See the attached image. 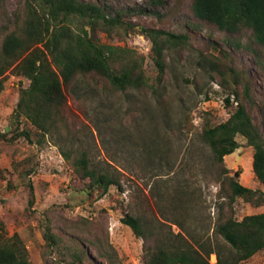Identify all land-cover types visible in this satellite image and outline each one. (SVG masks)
Returning <instances> with one entry per match:
<instances>
[{"label":"rangeland","instance_id":"rangeland-1","mask_svg":"<svg viewBox=\"0 0 264 264\" xmlns=\"http://www.w3.org/2000/svg\"><path fill=\"white\" fill-rule=\"evenodd\" d=\"M95 1L112 15L124 12V21L136 28L135 33L119 29L97 36L103 43L138 52L148 68L154 67L153 44L139 28L186 34L189 39L164 44L167 68L156 94L109 90L102 99L80 102L72 90H66L69 110L85 125L84 145L91 160L126 174L124 191L112 188L103 198L79 191L81 177L51 138L42 145L12 140V116L21 87L30 82L6 74L0 93V132L7 136L0 138V222L9 236L20 235L32 264H70L82 249L87 253L85 264H110L100 251L109 253L114 264H142L144 241L122 219L137 207L143 213H158L160 194L168 192L173 197L180 187L192 194L186 207L190 225L214 224L228 212L214 179L211 151L201 136L203 122L219 124L229 116L223 106L228 91L221 93L211 56L224 57L225 64L246 73L254 101L246 104L264 135V46L254 41L250 30L230 34L199 21L193 15V0H164L163 6L151 0ZM19 8L18 0H0V29L14 23ZM237 141L240 148L225 158L226 167L241 171L239 181L244 186L261 190L253 173L254 150L243 137ZM168 201L162 206H170ZM167 211L170 214L171 208ZM234 211L242 220L264 213V205L256 207L238 199ZM173 230L179 231L177 226ZM46 233L55 236L57 245L47 242ZM216 262L213 255L211 263ZM242 264H264V250Z\"/></svg>","mask_w":264,"mask_h":264},{"label":"trees","instance_id":"trees-1","mask_svg":"<svg viewBox=\"0 0 264 264\" xmlns=\"http://www.w3.org/2000/svg\"><path fill=\"white\" fill-rule=\"evenodd\" d=\"M18 1L20 8L14 23L0 29V93L8 72L30 82L28 87H21L12 116V140L22 138L42 145L51 138L81 177L83 186L79 191L88 196L103 198L112 188L123 192L124 171L111 164L96 165L91 160L84 145L85 125L69 110L66 90H72L80 102L102 99L109 90L156 94L167 68L164 44L186 43L189 37L139 28L153 44L150 56L154 67L148 68L138 52L103 43L97 36L98 32L112 34L119 29L135 33V26L124 21V12L112 15L95 0ZM151 2L165 4L164 0ZM192 11L196 19L223 32L250 30L254 41L264 46V0H193ZM211 57L221 93L228 91L224 93L223 106L229 116L219 124L203 122L201 136L211 151L214 179L221 186L229 210L214 224L206 221L190 225L191 214L186 207L192 202V194L189 196L183 187L177 188L173 197L168 192L160 194L158 213H143L137 207L124 216L122 223L144 241L142 264H212L213 255L217 258L215 264H242L264 250V213L239 220L234 211L238 199L256 207L264 205V135L246 104L254 103L251 82L245 72L240 74L225 64L224 57ZM238 136L254 150L253 173L261 190L244 186L239 181L241 171L232 172L226 167L225 158L240 148ZM0 138L5 140L7 136L0 132ZM167 200L171 205L163 207ZM173 226L179 231L175 232ZM45 237L47 242L57 245L52 233ZM86 255L82 249L70 264H85ZM99 255L114 264L109 253L100 251ZM0 264H32L20 235L9 236L3 222Z\"/></svg>","mask_w":264,"mask_h":264}]
</instances>
